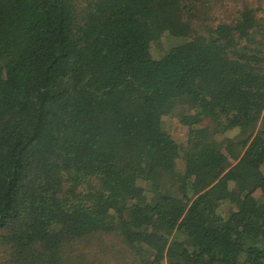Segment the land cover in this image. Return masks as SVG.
Instances as JSON below:
<instances>
[{"label":"trees","instance_id":"16d2710c","mask_svg":"<svg viewBox=\"0 0 264 264\" xmlns=\"http://www.w3.org/2000/svg\"><path fill=\"white\" fill-rule=\"evenodd\" d=\"M0 246L264 264V0H0Z\"/></svg>","mask_w":264,"mask_h":264},{"label":"rangeland","instance_id":"374dc122","mask_svg":"<svg viewBox=\"0 0 264 264\" xmlns=\"http://www.w3.org/2000/svg\"><path fill=\"white\" fill-rule=\"evenodd\" d=\"M165 39L161 38V42H162V45L165 46L166 45V42H164ZM168 120V119H167ZM176 121L174 122L172 117H170V119L168 120L167 122V127L169 129H171V134H173V136H176L177 138H179L181 141H184L185 140V131H184V128L181 127V129H176L175 128V125H176ZM179 166H181V164H179ZM89 240V239H88ZM86 240L84 242V244L88 241ZM75 247V246H74ZM1 248V246H0ZM73 249V248H72Z\"/></svg>","mask_w":264,"mask_h":264}]
</instances>
